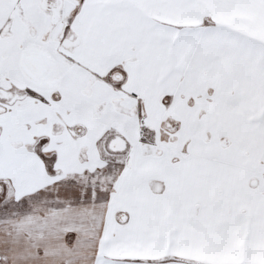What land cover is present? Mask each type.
<instances>
[{"label":"snow or ice","instance_id":"1","mask_svg":"<svg viewBox=\"0 0 264 264\" xmlns=\"http://www.w3.org/2000/svg\"><path fill=\"white\" fill-rule=\"evenodd\" d=\"M0 264H264V0H0Z\"/></svg>","mask_w":264,"mask_h":264}]
</instances>
